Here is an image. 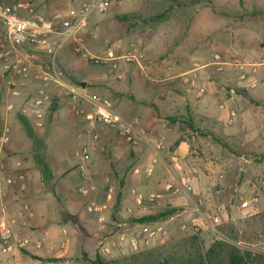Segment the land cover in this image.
<instances>
[{
  "label": "crops",
  "instance_id": "0c3cea01",
  "mask_svg": "<svg viewBox=\"0 0 264 264\" xmlns=\"http://www.w3.org/2000/svg\"><path fill=\"white\" fill-rule=\"evenodd\" d=\"M35 1L38 4L37 13L49 20L57 13L66 15L68 9L80 0ZM124 1L108 7L104 13L96 12L97 17L101 20L107 17L106 14L114 13L117 17L121 13L131 12L128 2L122 5ZM228 9L231 7L228 6ZM130 39V35L120 37L117 43H127ZM186 44V40L171 43L168 45L171 58L165 54L162 62L151 60V65L146 67L151 75L150 80L155 81L152 71L156 72L160 64L168 65L166 68L170 72L175 57L173 50ZM114 47L119 52V46ZM208 69L202 70L203 79L211 82L210 89L204 95L188 91L182 82L169 91L155 92L149 88L140 91L134 84L135 71L131 66H123L114 83L101 78V83L106 86L103 89L108 90L114 108L126 117L141 119L152 142L150 145L145 141L129 145L116 132L101 125L98 126L100 140L79 139L82 141L80 150L75 155L70 153L64 164L60 160L69 153L64 155L52 149L53 144L59 141L55 133L63 127L62 121L57 120L58 110L47 113L45 127L39 130V139L29 138L28 141L23 139L20 130H29L32 121L18 111L7 110L10 98L3 89L4 93L0 95V126L4 122L9 123L13 136L11 143L2 151L4 167L0 169V222L13 224L21 237L35 242L43 240L44 246L38 248L32 244L2 264H89L82 259V254L94 259V242L99 243L100 256H104V245L122 234L134 235L138 233L139 226L146 222L165 225L183 215L187 206L194 207L201 200L212 201V205H223L225 214L222 221L232 226L233 238L230 239L233 242L236 241V234H247L249 221L260 218L264 223V190L256 185L264 177V171L241 169L243 172H228L231 168L230 158L221 157L212 149V137L219 129L214 114L220 97L217 85L222 81L229 86L231 80L221 77L220 81ZM0 87H6L2 80ZM259 91L251 90L249 96L253 98ZM239 98L240 95L233 89L228 90L224 103L219 106L227 115V120L221 126L226 132L249 129L246 112L250 110L249 116L252 118L255 115L249 109L255 103L250 100V107L245 110L239 105ZM14 101L19 104L23 102ZM224 104L226 108L222 107ZM231 109L237 112L232 122ZM14 115L19 117L18 121L12 118ZM52 130L55 131L54 138L48 134ZM84 130L85 126L81 128V131ZM31 141L35 147L25 153L21 146ZM159 145H163L164 150L160 152L158 162L153 164ZM85 146L90 149L87 157L81 155V149ZM197 149L203 152L200 157L195 155ZM174 155L179 156L178 163L173 161ZM185 180L192 181L194 193L174 195L164 190L167 182ZM82 184L93 190L87 196L80 194L84 198L81 201L79 196L73 194L72 188ZM132 189L137 190V196L132 194ZM96 194L98 201L94 199ZM152 194L161 197L151 202L149 198ZM257 195L259 199L256 203H248ZM24 204L29 206V211H24L22 217L20 210ZM250 212L254 216H247ZM145 218V222L140 221ZM131 224H134L133 228ZM114 225L127 228L115 232Z\"/></svg>",
  "mask_w": 264,
  "mask_h": 264
},
{
  "label": "rangeland",
  "instance_id": "374dc122",
  "mask_svg": "<svg viewBox=\"0 0 264 264\" xmlns=\"http://www.w3.org/2000/svg\"><path fill=\"white\" fill-rule=\"evenodd\" d=\"M127 2L132 11L121 13L117 17V14L114 13L106 14L107 17L100 20V17L96 15L98 13H93L88 27L82 32L85 44L84 51L103 56L109 50H114L115 45H118L121 50L119 52L116 50L119 54L130 49L142 50L146 57L141 65H123L124 67L131 66L132 70L135 71L134 84L140 91L146 88L155 92L164 89L169 91L181 82L179 76L192 68L194 58H200L207 62L215 53L228 56L232 50L236 49L244 57L259 61L264 60V0H126L122 5ZM228 6L231 9H228ZM128 35L132 39L127 43H117L120 37ZM184 40L187 41V44L172 52L175 57L170 72L166 68L168 65L160 64L156 68V72L152 71L155 81L150 80L151 75L146 69L151 65L150 61L160 60L162 62L167 54L169 55L168 58H171V53H168L170 51L168 45ZM53 51L56 66L63 72L64 80L67 83L86 82L89 93L106 95L111 99L108 90L103 89L106 86L101 83V78L110 79L111 83L116 82L123 66L118 72H111L108 68L99 66L90 61L89 58L77 54L71 42L56 46ZM207 71L219 77L220 81L221 77L231 80L229 86L226 85L227 83H221L222 81L217 85L220 97L217 100L216 113L214 114L219 129L218 133L212 137L215 142V144L212 142L211 145L213 151L221 157L228 156L230 158L231 168L228 172H243L241 169L248 170V172L264 171V88L256 89L260 90L259 93L251 98L249 96L250 91L239 86L231 69H227L223 73H219L213 68H209ZM231 89L238 96L240 95L238 103L245 110L250 107V100L255 103L253 108H249L255 113L253 118L249 116L250 110L246 112L249 129H236L226 132L224 128H221L227 120V115L226 112L221 111L219 106L224 103L227 92ZM53 104L58 110L57 120L62 121L63 127L57 129L55 134H57L59 141L53 144L52 149L53 151L59 150L58 152L64 155L69 153L67 157L60 160L64 164L67 158L71 156L70 153L75 155L80 150L82 141L78 140L90 141L91 134L86 128L81 131L85 124L75 118L72 104L61 92L60 87L54 89ZM12 118L15 121L19 120L16 115ZM243 120H245V116ZM30 127L27 131L20 130L23 139H39V129L35 128L33 124ZM53 130L48 133L52 138H54L53 133L55 132ZM99 133L101 134V131ZM207 135L209 134H203V136ZM34 147L33 141L21 146L25 153L30 152ZM195 155L200 157L203 152L197 149ZM61 170L63 172V169ZM79 187L72 188V192L75 196H79L82 201L84 198L83 196L80 197ZM98 197L96 194L94 199L97 200ZM208 204H212V201ZM185 211L183 215L165 225L158 221L160 224L157 226H163L167 233L163 234L151 246L140 247L138 251H132L126 243L118 242L117 247L113 249L110 255L101 257L112 264H159L167 255L168 257L172 255L181 256L183 249L179 253H175V249H179L180 243L184 240L197 236L207 249L215 242L221 245L234 244L242 252H248L256 258L252 264H264V223L260 221V218L249 221L247 234L245 236L236 234V241L233 242L230 239L233 238L232 226L226 221H223V224L219 226L222 237L210 232V230L197 232L193 225V219L197 217L193 205L187 206ZM114 226L116 227V225ZM130 227L133 228L134 224H131ZM121 228L127 227H116L115 232ZM118 239L119 237L115 240L118 241ZM161 250L165 252L163 255L157 256V251ZM151 252L156 253L150 257L149 253ZM98 255H101V247L99 243L94 242L92 257L96 258ZM85 256L88 257V254H82L84 261ZM220 259L222 264H230L226 247L221 251Z\"/></svg>",
  "mask_w": 264,
  "mask_h": 264
},
{
  "label": "built area",
  "instance_id": "2783aa9c",
  "mask_svg": "<svg viewBox=\"0 0 264 264\" xmlns=\"http://www.w3.org/2000/svg\"><path fill=\"white\" fill-rule=\"evenodd\" d=\"M122 1L80 0L68 9L66 15L57 13L52 19L46 20L37 13L38 4L35 0H0V80L6 83L5 88L0 87V95L4 89L10 98L7 110L18 111L22 116L30 119L35 128L42 130L45 127L46 115L54 103V89L60 87L61 92L72 104L75 118L85 124L94 142L100 140L98 126L103 125L116 132L129 145H138L143 141L150 145L152 139H148L141 119H129L118 112L106 95L91 94L87 88H83L78 83H67L63 72L55 62L54 48L71 42L77 54L108 68L111 72H118L123 65H141L146 55L138 49H130L121 54L111 49L103 56L84 51L82 32L88 27L93 13H104L108 7ZM206 68H213L219 73L231 69L239 86L247 91L264 88V60L244 57L234 49L228 56L215 53L207 62L194 58L192 68L179 76L188 91H196L199 95L207 93L211 82L202 77V70ZM14 100H23V102L19 104ZM222 107L226 108L227 105L224 104ZM230 113L232 122L237 112L231 109ZM12 136L11 125L4 122L0 126V169L4 167L2 151L11 143ZM162 150L164 146L159 145L153 164L161 158ZM89 154L90 149L87 146L81 149L82 156L87 157ZM172 159L176 163L180 160L178 155H174ZM82 171L85 173L84 167ZM257 183L256 185L264 190V177ZM91 189L86 184H82L79 192L87 196ZM164 190L174 195H189L195 192L191 180L167 182ZM132 194L137 196V190L132 189ZM160 197L161 195L152 194L149 200L154 202ZM258 199L257 195L248 203L254 204ZM194 210L197 217L194 218L193 225L197 232L210 230L214 234L223 236L219 230L225 213L223 205H212L208 204V201L201 200L195 204ZM24 211H29L27 204L22 206L20 216H24ZM247 216L252 217L254 213L250 212ZM157 225L149 222L141 224L138 233L131 236L122 234L118 241L112 240L104 245L103 253L110 255L118 242L126 243L132 251L151 246L167 233L163 226ZM32 244L42 248L44 241L35 242L30 238L21 237L16 233L13 224L0 222V264Z\"/></svg>",
  "mask_w": 264,
  "mask_h": 264
},
{
  "label": "trees",
  "instance_id": "16d2710c",
  "mask_svg": "<svg viewBox=\"0 0 264 264\" xmlns=\"http://www.w3.org/2000/svg\"><path fill=\"white\" fill-rule=\"evenodd\" d=\"M56 109V106L53 104L49 112H53ZM146 220L147 219L145 218L140 221L145 222ZM180 244L181 247L179 249H175V253H179L180 250L183 249L181 256L172 255L168 257L167 255L161 262H159V264H222L220 256L221 251L224 250L225 247L227 248L230 264H252V262L256 259L250 253L242 252L239 248L234 246V244L227 243L221 245L215 242L207 249L203 246L197 236L186 239ZM164 252V250L157 251V256L163 255ZM155 253L156 252L149 253L150 257L155 255ZM85 261L89 264H112L111 262L104 260L100 255L94 259H90L85 256Z\"/></svg>",
  "mask_w": 264,
  "mask_h": 264
},
{
  "label": "water",
  "instance_id": "95a60500",
  "mask_svg": "<svg viewBox=\"0 0 264 264\" xmlns=\"http://www.w3.org/2000/svg\"><path fill=\"white\" fill-rule=\"evenodd\" d=\"M79 84H80L83 88H86V86H87L86 82H79Z\"/></svg>",
  "mask_w": 264,
  "mask_h": 264
}]
</instances>
